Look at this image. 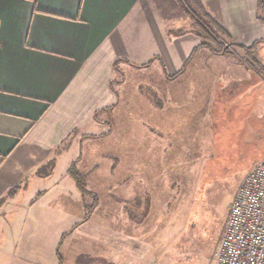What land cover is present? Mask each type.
<instances>
[{"label":"crops","instance_id":"0c3cea01","mask_svg":"<svg viewBox=\"0 0 264 264\" xmlns=\"http://www.w3.org/2000/svg\"><path fill=\"white\" fill-rule=\"evenodd\" d=\"M257 1L201 0L234 42L259 41V48L264 24ZM171 27L158 0H0V264H58L57 253L61 264H83L87 250L91 264H105L99 235L104 220L97 221L96 208L85 217V198L68 168L74 165L95 194L80 164L87 141L108 135V118L121 101L111 83L123 65L158 70L171 89L164 104L174 100L176 108L187 107L179 104L184 95L178 87L186 85L179 74L207 50L190 32L171 35ZM246 81L222 88L224 100L251 93L254 80ZM220 85L214 79L206 90L213 104ZM65 154L68 163L59 174ZM50 160L48 174H38ZM150 208L143 204L137 212L146 218ZM134 217L130 236L122 224L116 229V264H124V241L131 243V264L151 261L153 244L144 239L147 232L140 239L139 230L152 228Z\"/></svg>","mask_w":264,"mask_h":264},{"label":"rangeland","instance_id":"374dc122","mask_svg":"<svg viewBox=\"0 0 264 264\" xmlns=\"http://www.w3.org/2000/svg\"><path fill=\"white\" fill-rule=\"evenodd\" d=\"M158 3L173 29L187 27L188 20L173 0ZM257 45L254 56L264 62V41ZM206 50L188 60L179 74L186 84L178 87L184 95L179 104L187 107L176 108L174 100L164 104L171 89L152 67L123 65L115 76L120 83L112 84L121 95L118 109L122 107L123 113L119 115L117 109L115 117L108 118V135L87 141L86 160L80 164L96 195L92 210L99 211L97 221L104 220L99 235L105 243V264H116L120 250L116 229L122 224L124 234L130 236L134 216L152 228L139 230V238L147 232L144 239L153 244L149 264H218L215 251L229 205L250 168L264 161V76L243 58V51ZM214 79L221 84V95L213 104L207 91ZM248 79L255 83L251 93L224 100L222 88L227 91L233 86L230 82ZM68 159L67 154L60 158L59 174ZM143 204L152 206L146 218L137 212ZM123 244L122 259L131 264V243ZM87 252L83 264H91L93 255Z\"/></svg>","mask_w":264,"mask_h":264},{"label":"built area","instance_id":"2783aa9c","mask_svg":"<svg viewBox=\"0 0 264 264\" xmlns=\"http://www.w3.org/2000/svg\"><path fill=\"white\" fill-rule=\"evenodd\" d=\"M215 256L218 264H264V161L250 168L230 203Z\"/></svg>","mask_w":264,"mask_h":264},{"label":"trees","instance_id":"16d2710c","mask_svg":"<svg viewBox=\"0 0 264 264\" xmlns=\"http://www.w3.org/2000/svg\"><path fill=\"white\" fill-rule=\"evenodd\" d=\"M174 4L185 15L188 20L187 27L168 30L171 35L182 34L190 32L197 36L201 43L199 46L207 48L214 54H226L232 51L229 48H234L239 51L245 52L243 57L252 68L264 76V62L258 61L254 56L256 45L259 41H254L252 44H241L229 40L227 32L220 21L211 14L201 0H173ZM257 9L259 12L264 13V1H257ZM258 18L264 23V18ZM113 83V81H112ZM111 83V84H112ZM53 167V160L48 161L46 165L41 166L37 173L40 175L48 174ZM68 174L74 179L78 189L85 198V217L92 211L96 204V195L86 189L85 176L71 165L68 168ZM17 187L8 190L6 196H10ZM3 200V199H2ZM58 254V264H61V258Z\"/></svg>","mask_w":264,"mask_h":264}]
</instances>
